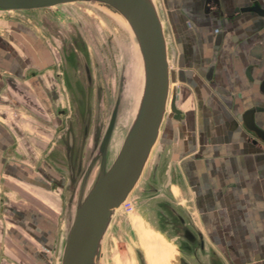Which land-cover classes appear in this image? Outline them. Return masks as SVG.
<instances>
[{
	"label": "crops",
	"instance_id": "1",
	"mask_svg": "<svg viewBox=\"0 0 264 264\" xmlns=\"http://www.w3.org/2000/svg\"><path fill=\"white\" fill-rule=\"evenodd\" d=\"M207 1L206 10V0H153L158 14H167L174 35L176 78L171 84L180 88L184 118L177 139L186 145L185 154L176 159V171L188 185L193 208L204 215L207 241L219 243L224 263L264 264V141L237 118L258 107L254 121L264 129V93L259 87L264 77V16L239 10L254 1L264 8V0ZM14 36L10 46L0 45V197L9 206H0V264H32L27 257L37 263L42 251L25 241L19 226L44 249L50 245L20 220L29 225L37 217L36 230L51 236L53 206L51 192L29 176L28 149L20 142L19 105L32 107L24 99L31 98L27 92L20 96V52ZM40 61L44 56H32L33 64ZM39 128L38 137L26 135L30 149L40 156L48 138L45 128ZM20 183L37 189L48 213L16 205Z\"/></svg>",
	"mask_w": 264,
	"mask_h": 264
},
{
	"label": "rangeland",
	"instance_id": "2",
	"mask_svg": "<svg viewBox=\"0 0 264 264\" xmlns=\"http://www.w3.org/2000/svg\"><path fill=\"white\" fill-rule=\"evenodd\" d=\"M159 16L163 23L167 47L169 45L167 50L170 80L174 83L176 72L173 66L175 50L173 28L167 14ZM0 20L3 24V27H0V45L3 48L10 46L12 42L10 37L15 35L13 43H17L16 47L18 46L20 52V58L15 57L21 69L19 77L21 98L26 92L32 98V90L24 73L33 65L34 54L39 60L43 57V51H37L35 48L40 49L37 46L43 47L45 44L54 55L55 62L60 61L59 52H65L68 62L71 61L73 69L77 70L78 84L86 101L84 110L77 108L71 94L62 102L73 115L75 120L73 125L79 134L80 125L87 113L90 123L88 136L84 138L82 144L86 153L81 171L70 186L51 192L53 209L49 210L41 202L36 188L24 183H20V193L14 196L20 209L30 207V211L36 213L43 214V211L48 213V210L51 212L49 216L53 227L51 241L49 240L48 244L50 248L44 249L31 234L19 226L25 241L42 251L41 259L38 255L35 257L37 263L28 257L27 261H32V264H60L64 234L73 218L82 169L96 151V143L104 134L116 99L119 98V104L107 148V166L118 150L135 113L142 85L140 55L134 36L124 18L98 4L75 1L35 9H0ZM81 52L87 58L93 75L91 86H88L83 78L84 71L80 61L82 57L81 59L79 57ZM39 64L43 62L40 61ZM70 67L72 66L68 63V68ZM5 81L9 83V80ZM68 92L70 93L69 88ZM31 98H24L27 105L32 108L37 106L36 111H40L39 104L36 102V105L32 102L35 99ZM19 112L21 135L29 132V135L38 137L37 134L41 130L39 127L42 126H39L26 111L20 108ZM40 113L44 114L43 111ZM180 124L181 121L171 117L167 107L159 137L138 181L126 200L113 213L103 238L99 264H143L147 258L152 259L153 264H225L219 243L207 241L204 215L193 208L187 183L184 178L177 175L176 159L186 152V145L177 139ZM53 130L52 128L55 135ZM96 174L97 163L88 177L83 193L89 189ZM179 217L183 218V223ZM184 225L199 232L205 241V249L197 252L196 260L184 256L176 249L179 247L192 249V246L181 237V228Z\"/></svg>",
	"mask_w": 264,
	"mask_h": 264
},
{
	"label": "water",
	"instance_id": "3",
	"mask_svg": "<svg viewBox=\"0 0 264 264\" xmlns=\"http://www.w3.org/2000/svg\"><path fill=\"white\" fill-rule=\"evenodd\" d=\"M75 1L98 4L121 15L134 36L142 68V87L135 113L107 166L106 149L119 104V98L116 99L98 148L97 155L101 159L97 174L86 193L80 188L61 252L60 264H99L104 234L113 213L138 181L159 137L167 107L176 121H181L184 113L178 103L180 88L171 84L167 42L153 0H0V9H35ZM239 10L264 16V8L257 1ZM86 72L89 74L87 68ZM259 87L264 93V77ZM256 110L258 107H250L237 118L248 131L264 141V129L254 121ZM86 175L87 172L82 184ZM179 219L183 223V218ZM182 230L183 236L194 243L195 238L189 228L184 225ZM176 249L183 253L180 248Z\"/></svg>",
	"mask_w": 264,
	"mask_h": 264
},
{
	"label": "flooded vegetation",
	"instance_id": "4",
	"mask_svg": "<svg viewBox=\"0 0 264 264\" xmlns=\"http://www.w3.org/2000/svg\"><path fill=\"white\" fill-rule=\"evenodd\" d=\"M209 3L210 2L206 0V10ZM37 47L42 46L38 45ZM41 50L44 53L42 54V56H44L43 64H33L24 73V76L27 77V81L30 84V88L33 93L32 98L36 100H34V103L37 102L39 104L40 111H36L38 110L37 106L33 108H26L22 105H19V108L29 113L40 126H43L45 128L48 140L47 144L41 151L40 156L34 154V152L30 149V142L26 133L25 135H21L20 133V142H22L23 145H26V149H28L27 164L32 168L29 169V176L33 178V180H35L38 184L47 188L50 192H53L57 189H65L70 186L72 181L81 171L82 163L86 153L83 147L84 145L82 144L84 138L88 136L90 122L89 115L87 113L80 125L81 128L79 130V134L78 131L75 130V126L73 125V122H75L73 115L69 112L66 105L62 104L64 98L70 96L71 94V96L75 99L77 108L83 110L86 108V101L83 92L78 84L77 70L73 69L72 62H68L64 51L59 52L60 61L55 62L54 55L45 44L41 49H38V51L40 52ZM82 55L83 53L81 52V56L79 57L80 59L82 57L80 61L82 63L84 71L83 78L86 84L88 86H91L93 83V75L87 58ZM68 63L69 66L72 67L68 68ZM86 68L88 69L89 74H87ZM68 88L70 89V93L68 92ZM41 111H43L45 116L44 114L41 115ZM183 118L184 114L181 120H183ZM52 128L54 129L53 131L55 135L52 133ZM102 138L98 141V143H96L95 153L90 156L85 168L82 169L77 189V197L80 192V188H82L81 191L84 192L88 177L91 174L96 163L98 171L101 158L100 155H97V152ZM10 153L11 151L6 152V154ZM20 158L21 160H24L23 156H20ZM105 158L107 159V149ZM86 172L87 175L84 183L82 184ZM0 206H2L3 209L9 207L2 196L0 197ZM18 215L24 216V213L18 212ZM33 219L34 220H32V224L29 225L27 223L28 220L26 221L25 219H21V225H23V227L28 229L30 232L36 233L37 237H40L43 240L49 242L51 236L43 235L41 232L37 231L35 225L39 222V219L37 217H34ZM187 227L193 233V236L195 238L194 243H191L183 236L182 228L181 237L187 242L188 245L192 246V249L188 250L186 248H179L183 251L184 256L196 260L197 252L200 250L203 251L205 249V241L203 239V236L199 232L195 231L189 226ZM201 241L202 245H200Z\"/></svg>",
	"mask_w": 264,
	"mask_h": 264
},
{
	"label": "bare ground",
	"instance_id": "5",
	"mask_svg": "<svg viewBox=\"0 0 264 264\" xmlns=\"http://www.w3.org/2000/svg\"><path fill=\"white\" fill-rule=\"evenodd\" d=\"M156 7V6H155ZM159 15V14H158ZM159 18H160V16H159ZM160 20H161V18H160ZM161 23H162V21H161ZM162 25H163V23H162ZM166 42H167V40H166ZM168 51V50H167ZM141 87H142V85H141ZM140 93H141V89H140ZM139 97H140V95H139ZM139 100V99H138ZM138 102V101H137ZM115 124V123H114ZM113 128H114V126H113ZM113 131V130H112ZM153 148V147H152ZM152 150V149H151ZM151 152V151H150ZM120 207V206H119ZM74 215V214H73ZM108 229V228H107ZM66 232H67V230H66ZM66 232H65V234H66ZM106 232H107V230H106ZM106 232H105V234H106ZM65 234H64V240H65ZM105 234H104V236H105ZM155 241V240H154ZM158 243H160V242H158ZM152 245H153V243H151ZM156 245V244H155ZM154 246V245H153ZM157 247H159V246H157ZM156 248V247H155ZM157 249V248H156ZM160 249H162V248H160ZM159 249V250H160ZM162 251V250H161ZM161 253V252H160ZM166 255V254H165ZM101 259V258H100ZM100 259H99V262H100Z\"/></svg>",
	"mask_w": 264,
	"mask_h": 264
}]
</instances>
